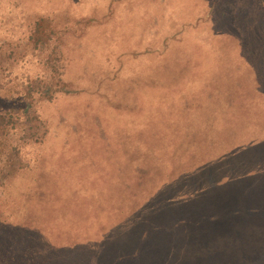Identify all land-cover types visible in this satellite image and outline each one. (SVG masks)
I'll return each mask as SVG.
<instances>
[{"label":"rangeland","instance_id":"obj_1","mask_svg":"<svg viewBox=\"0 0 264 264\" xmlns=\"http://www.w3.org/2000/svg\"><path fill=\"white\" fill-rule=\"evenodd\" d=\"M41 16L50 40L14 77L55 65L68 92L34 101L46 132L0 195L13 224L0 264L264 259V211L238 216L257 245L248 228L188 217L206 204L197 184L229 178L196 173L207 146L201 157L226 149L220 137L264 140V0H0V55L19 53ZM259 146L229 170L264 166Z\"/></svg>","mask_w":264,"mask_h":264},{"label":"trees","instance_id":"obj_2","mask_svg":"<svg viewBox=\"0 0 264 264\" xmlns=\"http://www.w3.org/2000/svg\"><path fill=\"white\" fill-rule=\"evenodd\" d=\"M53 27L54 19L43 16L39 17L34 23L32 34L27 41H24L25 43L20 41L19 43L21 44H15V47L20 51L19 53H10L8 61L5 59L6 53L3 52L0 55V81L2 82L0 84V195L4 192L5 185L10 176L23 169L25 165V149L29 145L40 143L46 132L45 124L36 114V109L34 108L35 99L44 98L51 100L55 94L68 92V87L66 86L68 82L61 76L64 72L55 65H53L52 70L40 71L41 74L37 72L36 75H31V71H29L28 74L22 75L24 76L22 79L14 77L16 71H18L15 65L19 66L18 63L20 64L21 60L23 61L27 56L30 59V56H33L36 50L48 44L50 37L47 36L53 31ZM47 29H49V33L46 31ZM15 62L16 64H14ZM27 76H31L32 79H25L28 78ZM230 118L231 122L235 119V116ZM223 122L225 126V120ZM245 133L244 130L241 140L246 139ZM186 136L189 140L185 142L184 146L190 150L197 145L196 138L192 132L186 133ZM208 138L210 139V137ZM236 139L224 140L220 137V140L216 144L217 147L219 148L222 145L226 147V149H220V154L208 158L201 157L210 151L216 150V148L208 145L207 152L201 156L198 155L199 161L204 162L199 165V171L196 173L208 175L211 173V170L213 171V167L217 166L219 172L228 169L223 171L227 173L221 177L228 176L229 178L223 182L220 181L221 178L216 179L217 181H214L213 184H207L204 181L203 184L201 182L203 177L199 179L197 182H201V184H197L196 186L202 187L204 190L202 192L204 193L203 198L206 202L203 207L204 211L194 210L188 217L191 220H198L199 224L207 222L219 224L220 221V223L226 222V224H221L222 226L232 227L231 229L233 230H235L233 226L240 227V230H243V232L248 228L250 233L253 232L254 243L257 245V243L260 244L262 242L261 234L251 224L250 227L242 226L238 221V216L250 212V215L253 214L257 217V214L264 211V166H252L248 171L241 173H237L240 172L237 169H229L234 168L232 163L235 160L241 162L242 157L246 158L247 154L254 152L255 149H259V145H264V140H256L257 143L247 140L239 144L236 143ZM192 160L195 161L196 159ZM179 207L182 206L177 205L176 208ZM239 209L245 210V212H239ZM218 215L219 217L216 218ZM220 216H222V220H220ZM8 217H5L0 212V233L4 227L13 225L10 224L12 221L10 222ZM195 226L196 224L192 223L189 227L192 229ZM232 264H264V259L260 257H237Z\"/></svg>","mask_w":264,"mask_h":264}]
</instances>
